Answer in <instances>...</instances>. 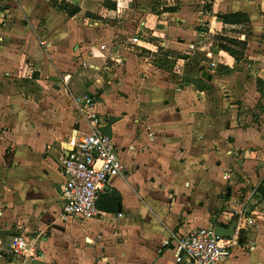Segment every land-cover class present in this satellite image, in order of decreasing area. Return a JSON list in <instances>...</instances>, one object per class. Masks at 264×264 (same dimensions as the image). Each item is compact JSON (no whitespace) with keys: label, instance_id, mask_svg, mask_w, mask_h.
<instances>
[{"label":"crops","instance_id":"obj_1","mask_svg":"<svg viewBox=\"0 0 264 264\" xmlns=\"http://www.w3.org/2000/svg\"><path fill=\"white\" fill-rule=\"evenodd\" d=\"M62 1L0 0V72L13 75L0 80V264H173V234L233 221L240 243L220 264H264V0H64L79 7L72 15ZM102 8L117 14L104 21ZM234 12L249 16L240 60L213 44L236 27L221 18ZM137 30L171 50L172 68L153 60L155 47L125 52L119 88L98 106L119 116L111 137L125 172L99 215L66 217L60 155L90 125L73 93L45 78L75 73L80 54L105 59L107 41ZM189 43L197 51L182 56ZM254 185L259 201L230 203ZM20 233L33 256L10 250Z\"/></svg>","mask_w":264,"mask_h":264},{"label":"built area","instance_id":"obj_2","mask_svg":"<svg viewBox=\"0 0 264 264\" xmlns=\"http://www.w3.org/2000/svg\"><path fill=\"white\" fill-rule=\"evenodd\" d=\"M103 120L89 117L90 131L70 137L60 155L66 177L60 188V199L66 217L89 219L99 215L98 200L110 178L125 172L120 149L111 136L100 130L105 124ZM239 243L238 232L231 236L218 235L211 225L186 234H173L165 245L175 250L173 264H220ZM10 250L24 255L35 254L33 245L24 235L13 238Z\"/></svg>","mask_w":264,"mask_h":264},{"label":"rangeland","instance_id":"obj_3","mask_svg":"<svg viewBox=\"0 0 264 264\" xmlns=\"http://www.w3.org/2000/svg\"><path fill=\"white\" fill-rule=\"evenodd\" d=\"M102 14L99 16H102V19L104 21L105 20L108 21L107 19L113 18V16H115L117 13L111 14L108 12V10H105L104 8H102ZM82 21L84 25H86L87 28L90 26H94V24L96 25L95 21H92L87 18L83 19ZM234 25L236 27L231 26V25L228 26L223 31L225 34L223 33V34L218 35V37L216 36L215 39L213 38V44L217 46H219V44L228 45L230 48L233 49V52H229L232 55V57H234L236 60H240V59L245 58L246 54H248L246 51H244V47L247 43L245 36L248 32V29L246 27L243 28L241 26L242 24H234ZM199 26L204 27L205 25L200 24ZM99 27H102V25H100ZM130 31L132 32L131 29ZM133 32H135V34L127 37L126 39L117 38L116 40H112L111 45L107 41L106 42L107 46L109 45L111 48H114V49L113 51L111 50L110 55L106 57L105 59H103V56L105 55L104 53L100 54L99 52H96V51H95L96 53L95 59L91 61L89 58L84 60L85 57H83L80 54L79 55L80 68H77L79 66L75 62L74 65L76 66V70H77L75 73L73 72L70 73L69 71L67 72L57 71L51 74L49 77H46L45 79L48 78L50 80L49 84L52 89H56L59 91V88H62V89L64 88L65 90L71 91L73 93V99L71 98L72 102L75 103V106L81 113L80 115H82V117L88 120L89 117L95 116V117L104 119L103 121H105L106 123L109 117L105 119L101 115V113L98 112L99 102L104 101L101 95L104 91L107 92V91L114 90V88L115 89L119 88V87L117 88L116 86L119 85V81H120L119 78L122 76L123 66L126 63V59L124 56L127 50H129V53H132V52L144 53L145 50L142 49V48H145L143 47L144 44L150 48L155 47L154 57L155 56L156 57L155 58L153 57V60L155 59L158 62L164 64L166 67L172 68V64L168 63L169 61L164 58L166 54L171 53L170 52L171 50H165V45H161L160 39H150L149 34L146 33V31L142 32V30H137ZM223 35L236 37L238 38V41L229 42L228 40L223 39ZM262 37H264V34L262 35ZM102 42L103 40L100 39L101 44ZM197 46L198 44H196L195 47L193 48V46H191V44L189 43V46L185 47L186 48L185 51L183 50V52L181 53L182 56L183 55L190 56L189 54H192V53L194 54V52L197 51V48H196ZM44 48L46 51L49 50L48 45L47 46L45 45ZM85 50H88V48H86ZM199 56L202 57L203 55L200 54ZM77 58H78V55H77ZM73 60H74V57L71 58L72 64L74 62ZM77 63H78V59H77ZM91 70L96 71L98 74H96L95 72H92ZM178 70H180L181 72L180 67ZM27 73L31 74V72L29 71H27ZM113 74H114V77L111 78ZM11 76L13 75L5 73V72H0V80L2 79L6 81L5 80L6 77H11ZM258 107H263V106L259 105ZM250 110H251L250 107L245 109L244 111L245 116H250ZM255 187L256 185H254L250 189H244V190L238 189L233 198H230L232 194L229 196V199H231L230 203L234 205L240 204L245 200V198L247 200L245 202H248V201L251 202L252 197H253L252 199L253 201L258 200L257 199L258 195L256 196L255 194ZM253 194H255L256 197ZM59 204H62V202L60 201ZM246 212L248 213V211ZM62 214L65 215L64 213ZM17 235H23V234L20 233V234H16V236Z\"/></svg>","mask_w":264,"mask_h":264},{"label":"trees","instance_id":"obj_4","mask_svg":"<svg viewBox=\"0 0 264 264\" xmlns=\"http://www.w3.org/2000/svg\"><path fill=\"white\" fill-rule=\"evenodd\" d=\"M59 7H61L62 9H65L68 12V14H71V15L76 13L79 10L78 6L72 5L64 0L59 4ZM221 18L224 23H231V24H244L249 21V16L243 12L222 14ZM223 39L228 40L229 42L238 41V38L226 36V35H223ZM219 45L223 47L224 49L228 50L229 52H233V49L230 48L228 45L226 44H219Z\"/></svg>","mask_w":264,"mask_h":264},{"label":"water","instance_id":"obj_5","mask_svg":"<svg viewBox=\"0 0 264 264\" xmlns=\"http://www.w3.org/2000/svg\"><path fill=\"white\" fill-rule=\"evenodd\" d=\"M203 74L205 75L206 72H204ZM118 119L119 116L116 115L109 116L108 121L102 126H100V130L106 133L107 135L112 136V124ZM110 192L115 198L120 199V194L116 190L111 189ZM235 225H236L235 221H233L228 227L221 224H217L215 225V230L218 235L231 236L234 233Z\"/></svg>","mask_w":264,"mask_h":264}]
</instances>
